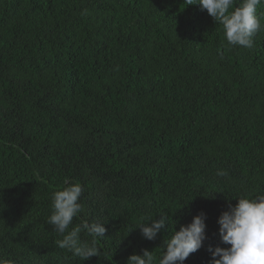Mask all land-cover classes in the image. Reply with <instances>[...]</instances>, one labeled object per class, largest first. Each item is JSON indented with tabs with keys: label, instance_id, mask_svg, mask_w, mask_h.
<instances>
[{
	"label": "trees",
	"instance_id": "trees-1",
	"mask_svg": "<svg viewBox=\"0 0 264 264\" xmlns=\"http://www.w3.org/2000/svg\"><path fill=\"white\" fill-rule=\"evenodd\" d=\"M256 11L246 48L185 0H0V259L127 264L147 249L159 264L201 212L208 239L183 264L229 247L219 217L264 195V3ZM77 183L68 231L107 229L86 261L48 223L53 193ZM160 215L169 225L144 239L137 227Z\"/></svg>",
	"mask_w": 264,
	"mask_h": 264
},
{
	"label": "clouds",
	"instance_id": "clouds-1",
	"mask_svg": "<svg viewBox=\"0 0 264 264\" xmlns=\"http://www.w3.org/2000/svg\"><path fill=\"white\" fill-rule=\"evenodd\" d=\"M188 5L199 4L202 10L223 26L228 45L252 48L254 37L261 30L262 24L257 15V6L264 0H241L233 9L235 0H185ZM230 9H233L230 11ZM221 59L223 55L221 54ZM217 175H226L219 171ZM83 189L80 184H69L52 196V214L48 223L54 230L63 235L57 241L58 246L66 248L74 256L84 261L100 255V249L95 246L96 238L105 237L107 231L104 224L84 223L74 227L70 232L69 225L73 218L82 211L79 202ZM206 214L201 212L192 218L187 225H181L179 231H174L171 238L164 242L165 251L159 259V264H183L193 253L204 247L208 239L206 228ZM142 223L137 229L144 239L155 240L158 233L169 225L167 215H160V219ZM219 235L223 244L229 247L208 246L211 254L210 264H264V195L249 199L240 197L234 206L229 204L218 220ZM86 231L93 236V243L86 244L80 240V233ZM152 251L143 250V254H133L127 264H154ZM0 264H11L10 261L0 259Z\"/></svg>",
	"mask_w": 264,
	"mask_h": 264
}]
</instances>
